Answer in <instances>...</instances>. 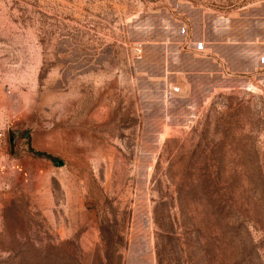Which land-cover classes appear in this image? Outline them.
I'll use <instances>...</instances> for the list:
<instances>
[{
    "label": "rangeland",
    "instance_id": "obj_1",
    "mask_svg": "<svg viewBox=\"0 0 264 264\" xmlns=\"http://www.w3.org/2000/svg\"><path fill=\"white\" fill-rule=\"evenodd\" d=\"M0 264H264V0H0Z\"/></svg>",
    "mask_w": 264,
    "mask_h": 264
},
{
    "label": "built area",
    "instance_id": "obj_2",
    "mask_svg": "<svg viewBox=\"0 0 264 264\" xmlns=\"http://www.w3.org/2000/svg\"><path fill=\"white\" fill-rule=\"evenodd\" d=\"M142 48L141 47H136L135 48V55H136V57H140L141 56V54H142ZM222 73L226 76H231V73L228 71V70H222ZM173 91L174 92H179V88H173Z\"/></svg>",
    "mask_w": 264,
    "mask_h": 264
},
{
    "label": "trees",
    "instance_id": "obj_3",
    "mask_svg": "<svg viewBox=\"0 0 264 264\" xmlns=\"http://www.w3.org/2000/svg\"><path fill=\"white\" fill-rule=\"evenodd\" d=\"M106 245H107V247H106L107 251L113 249V245H112L111 242H106ZM106 259H107V260L109 259L107 255H106Z\"/></svg>",
    "mask_w": 264,
    "mask_h": 264
},
{
    "label": "crops",
    "instance_id": "obj_4",
    "mask_svg": "<svg viewBox=\"0 0 264 264\" xmlns=\"http://www.w3.org/2000/svg\"><path fill=\"white\" fill-rule=\"evenodd\" d=\"M238 54H240V55H242V56H244L245 55V53L244 52H242V53H239L238 52ZM256 58H254V63H255V61H257V60H255Z\"/></svg>",
    "mask_w": 264,
    "mask_h": 264
},
{
    "label": "water",
    "instance_id": "obj_5",
    "mask_svg": "<svg viewBox=\"0 0 264 264\" xmlns=\"http://www.w3.org/2000/svg\"><path fill=\"white\" fill-rule=\"evenodd\" d=\"M12 142H13V139H12Z\"/></svg>",
    "mask_w": 264,
    "mask_h": 264
}]
</instances>
